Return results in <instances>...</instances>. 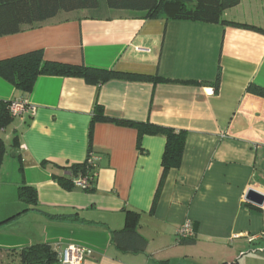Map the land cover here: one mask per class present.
Masks as SVG:
<instances>
[{
    "label": "crops",
    "instance_id": "crops-1",
    "mask_svg": "<svg viewBox=\"0 0 264 264\" xmlns=\"http://www.w3.org/2000/svg\"><path fill=\"white\" fill-rule=\"evenodd\" d=\"M224 17L264 29V0H241ZM38 49L50 61L160 80L98 86L41 75L24 93L0 77V100L35 109L12 115L0 132V221L8 220L0 251L46 243L59 252L86 249L82 264H264V236L249 241L264 233V205L246 200L249 189L264 194V97L247 90L251 83L264 88V33L103 2L0 37V60ZM96 103L114 120L187 132L182 163L168 173L153 210L165 137L139 139L136 127L114 121L92 124ZM90 153L97 157L93 191L54 178L71 177L65 169ZM25 184L36 188L35 204L19 198ZM126 210L139 213L133 223L148 241L142 252L122 251L113 239L125 228ZM187 221L191 244L177 235Z\"/></svg>",
    "mask_w": 264,
    "mask_h": 264
},
{
    "label": "trees",
    "instance_id": "trees-1",
    "mask_svg": "<svg viewBox=\"0 0 264 264\" xmlns=\"http://www.w3.org/2000/svg\"><path fill=\"white\" fill-rule=\"evenodd\" d=\"M241 0H103L110 8L133 9L145 11L147 17H165L167 19H180L200 21L214 24H231L264 33V29L249 25L230 22L225 19L226 10L237 6ZM101 0H0V37L21 32L27 26H32L56 18L62 12H71L81 9L98 7ZM41 75L77 76L85 79L88 84L102 85L112 79L140 80L157 82L160 79L153 76L124 73L114 70L74 65L47 60L41 49L28 51L10 58L0 60V77L10 82L16 89L29 93ZM220 79L218 72L217 81ZM169 81V80H167ZM247 90L258 96L264 97V88L251 83ZM13 101L0 100V132L5 130L13 122L10 105ZM96 121H114L118 124L134 126L139 131V139L144 135H160L166 139L162 157V176L154 199L155 208L168 173L178 168L183 159L187 132L170 127L156 125L150 122L137 123L130 121L114 120L104 114L103 107L96 103L93 123ZM92 128V127H91ZM18 134L14 135L12 145L18 141ZM6 155V144L0 135V169ZM66 171L72 174L57 175L54 178L67 189L73 187L74 178L88 174L93 176V169L86 161L73 164ZM94 180V179H93ZM93 191L91 186L84 189ZM19 198L26 204H35L37 190L30 185H22L19 188ZM27 207L22 212L28 211ZM21 214V213H19ZM18 214V215H19ZM139 213L126 210V225L121 231H114L113 239L118 247L125 252H142L146 249L148 241L141 236L134 226L133 219ZM6 221H0V226ZM129 236L133 242L128 246ZM136 242V243H135ZM182 243L191 244L192 237L184 238ZM130 245V244H129ZM0 264H60V252L53 246L41 243L23 248L21 250L0 251ZM224 264H240L239 261Z\"/></svg>",
    "mask_w": 264,
    "mask_h": 264
},
{
    "label": "built area",
    "instance_id": "built-area-1",
    "mask_svg": "<svg viewBox=\"0 0 264 264\" xmlns=\"http://www.w3.org/2000/svg\"><path fill=\"white\" fill-rule=\"evenodd\" d=\"M10 110L12 115L17 116L21 115L26 111L34 112V108L28 107L25 103L20 101H13L10 105ZM97 157L92 153L88 156L86 163L94 168L96 165ZM94 177L88 174L81 175L79 177L74 178L73 183L78 187L86 189L91 186ZM194 231L191 226V222L187 221L184 223L181 228L178 230V240L181 241L184 238L193 237ZM264 233L261 232L257 235H251L249 237V241H253L259 237H263ZM87 250L82 247L69 246L60 252V264H82L85 255L87 254Z\"/></svg>",
    "mask_w": 264,
    "mask_h": 264
},
{
    "label": "water",
    "instance_id": "water-1",
    "mask_svg": "<svg viewBox=\"0 0 264 264\" xmlns=\"http://www.w3.org/2000/svg\"><path fill=\"white\" fill-rule=\"evenodd\" d=\"M246 200L258 207L264 205V194L255 189H249L246 194Z\"/></svg>",
    "mask_w": 264,
    "mask_h": 264
},
{
    "label": "rangeland",
    "instance_id": "rangeland-1",
    "mask_svg": "<svg viewBox=\"0 0 264 264\" xmlns=\"http://www.w3.org/2000/svg\"><path fill=\"white\" fill-rule=\"evenodd\" d=\"M101 2H103V0H101Z\"/></svg>",
    "mask_w": 264,
    "mask_h": 264
}]
</instances>
